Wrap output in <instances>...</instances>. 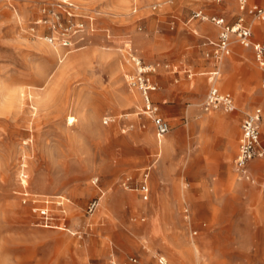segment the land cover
Returning <instances> with one entry per match:
<instances>
[{
  "label": "rangeland",
  "instance_id": "rangeland-1",
  "mask_svg": "<svg viewBox=\"0 0 264 264\" xmlns=\"http://www.w3.org/2000/svg\"><path fill=\"white\" fill-rule=\"evenodd\" d=\"M55 1L0 0V264H158L160 255L173 264H264V163L253 158L260 167L250 180L233 167L240 122L254 108L264 147V70L252 80L248 60L224 73L231 48L217 85L236 108L203 112L208 84L199 72L212 63L198 25H213L188 22L199 6L234 20L233 0H70L56 10L67 46L45 39L60 29L34 23L52 22L41 8ZM132 57L156 66L151 98L170 126L161 148L126 81ZM218 116L236 117L238 131L233 179L223 184L212 168L209 124ZM144 168L150 193L142 201L122 182H137ZM23 191L37 202H22ZM41 205L49 220L32 209Z\"/></svg>",
  "mask_w": 264,
  "mask_h": 264
},
{
  "label": "built area",
  "instance_id": "built-area-1",
  "mask_svg": "<svg viewBox=\"0 0 264 264\" xmlns=\"http://www.w3.org/2000/svg\"><path fill=\"white\" fill-rule=\"evenodd\" d=\"M219 1V0H216ZM238 14L234 22L227 23L224 17L216 15H207L202 9H193L190 13L188 21L196 19L199 21L209 22L214 24L218 28L217 37L212 41L203 42L204 46L208 49L204 52V57L210 60L212 63V70L206 73V78L208 79L209 87L205 94V98L201 103V109L203 112L210 113L214 111H221L224 113L232 112L236 107L233 100V96L229 93L220 92L217 86V81L219 80L223 59L230 54L231 45L234 43L239 44L245 49H251L252 57L257 64V66L264 70V42L255 41L252 38V25L247 20L246 17H250L253 20H264V0L260 3H250L249 0H235ZM66 5L71 6L70 0H56L55 2H48L42 5L41 11L47 13V16L51 15L53 17L50 23L46 20L38 19L34 23H44L48 24V28H58L60 29V34L55 35L53 33L46 36L48 42L60 41L63 46L68 45V41L65 40L64 30L61 28L60 16L58 8L65 7ZM156 9V6H152ZM70 28H75V31H79L80 24H72ZM173 28V27H172ZM33 30V26L30 27ZM136 71L132 74L126 75V81L129 88L136 90L141 98V114L147 116L152 124L153 133L159 139L164 136L169 130V122L161 115L158 114V105L151 98V93L157 90V83L150 78V74L156 69L154 65H145L138 59L132 57ZM187 73V77H191L193 74L189 69L184 70ZM261 88L264 89V79L261 82ZM262 113L260 108H254L248 112L240 124L241 136L238 143V152L233 159V167L238 175V178L244 180H250V174L248 171L247 163L253 158H259L264 163V147L261 145L260 141V131L259 125L261 122ZM21 185L26 186L27 175L24 173L23 169L19 171ZM147 172H144L138 190L141 192V197L143 200L147 199L149 188L146 184ZM97 178L93 180L96 182ZM123 188H130L128 179L122 182ZM22 196V202L28 200L31 203L37 202V196H32L28 191L20 192ZM63 197L57 196L55 203L57 206L61 207L63 205ZM49 202L48 199L44 200V204ZM98 199H92L87 205L88 213H91L97 208ZM34 212L40 215L44 220H49V209L46 205L34 206L32 207ZM158 264H171L165 257L157 256ZM129 261H135L133 258H129ZM127 264V262H124Z\"/></svg>",
  "mask_w": 264,
  "mask_h": 264
},
{
  "label": "crops",
  "instance_id": "crops-1",
  "mask_svg": "<svg viewBox=\"0 0 264 264\" xmlns=\"http://www.w3.org/2000/svg\"><path fill=\"white\" fill-rule=\"evenodd\" d=\"M221 1L222 0H219V1L211 0L212 4L214 6H218ZM260 1L261 0H249L250 3H260ZM233 3H234V6H235V18H234V20H229V21H227V17L224 15L225 13H223L222 11H218L219 13H217V12H211L210 13L204 7H201V6L196 7L194 9H202L209 16L216 15V16L224 17L226 22L229 24V23H232V22L235 21V19L237 17V14H238V10H237V6H236L235 0H233ZM191 11H193V10H191ZM175 18L176 17H173V16L171 17V19H172L171 21L173 22V24L175 22ZM247 20H248V16L246 17V21ZM190 21H188V22H190ZM193 21L204 22V21H199V20H196V19H194ZM212 25H213V27L212 26L211 27H208V26L205 27V26L198 25L199 29L204 30V33H202V34H200L198 36L199 37L198 43H199L200 49L202 51L203 57H204V52L208 49V47L203 45L204 44L203 42H205L207 40L208 41L215 40L216 37H217L218 28L214 24H212ZM193 34H198L197 30H193ZM252 38L255 41L264 42V20H256V22H254V24L252 25ZM231 48H233V52L235 53V56L233 57L232 60L229 61L228 68L226 69L227 66L225 67L224 73L226 71L227 72L230 71L231 64L236 63L237 65H244L249 60L250 67H251L250 68L249 77H251L252 80L258 78V75L261 73L262 69H260L256 64H254V62L252 60L253 57H252L251 49H249V48L245 49V48L241 47L237 43L232 44ZM204 59L207 60L205 57H204ZM207 61H209V63L211 64L210 60H207ZM208 68H209L208 70L201 71V72H199V74L206 75L207 72L212 70V64ZM252 80H250L248 84H243L242 83V85H243L242 87L246 88L247 90L249 88H252L254 86V83H253ZM207 84H208V87H209L208 79H207ZM208 87H207V90H208ZM218 89H219L220 92L229 93L231 96H233L232 92H230L228 90H224V89H222L219 86H218ZM233 100H234V103L236 104V100H235L234 96H233ZM158 114L161 115L160 114L159 105H158ZM161 116H163V115H161ZM236 120H237V118L233 117V116L232 117H229V116H218V117H214L213 121L211 119H207L205 121H204V119L201 120L202 124L212 121L211 124H209L210 127H212L211 130L214 132V134L212 135L213 136L212 144H213V150H214V162H213L212 168H213V172H214V179L219 184L228 183L229 181H231L233 179L232 168L230 167V159H231V156L233 154V151L235 150V146H236V142H237V133H238V131H237ZM241 122H242V120H241ZM241 122H240V124H241ZM151 127H152V124H151ZM152 133H153V127H152ZM156 139L159 142L158 148H161L160 145H161V142H162L161 141L162 138L158 139L156 137ZM260 141H261V132H260ZM246 167L248 168L250 176H252L253 173H256L258 171L260 166H259V164L257 162H255V161H253V159H251V161H249L247 163ZM159 169H160V172L162 173L161 164H159ZM144 172H147L146 184H147V188H149V182L148 181H149V173L150 172L148 170H146L145 168L141 172L140 178H139V180L137 182L132 183L128 179V183L130 185V188L128 190L137 191L139 196H140V199L142 201H145L146 199L145 200L142 199L141 192L138 190V186L140 185V182L142 180V176H143ZM149 193H150V188H149V191H148V196H149ZM147 199H148V197H147ZM141 220H143V218H141ZM160 256H163V255H160ZM163 257L166 258L165 255ZM167 260L171 264H173L169 259H167Z\"/></svg>",
  "mask_w": 264,
  "mask_h": 264
},
{
  "label": "bare ground",
  "instance_id": "bare-ground-1",
  "mask_svg": "<svg viewBox=\"0 0 264 264\" xmlns=\"http://www.w3.org/2000/svg\"><path fill=\"white\" fill-rule=\"evenodd\" d=\"M141 115V114H140ZM132 130V129H131ZM162 140V139H161ZM161 144H162V142H161ZM156 145H157V148H158V146H159V143H156ZM161 146V145H160Z\"/></svg>",
  "mask_w": 264,
  "mask_h": 264
}]
</instances>
